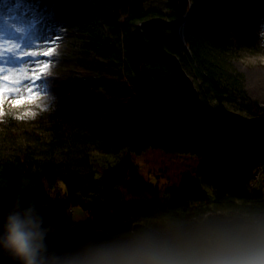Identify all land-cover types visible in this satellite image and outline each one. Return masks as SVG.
Segmentation results:
<instances>
[{"label": "trees", "instance_id": "trees-1", "mask_svg": "<svg viewBox=\"0 0 264 264\" xmlns=\"http://www.w3.org/2000/svg\"><path fill=\"white\" fill-rule=\"evenodd\" d=\"M166 6L167 12L141 0H0V57L22 56L37 30L48 41L64 33L68 49L82 53L72 81L47 79L52 99L43 128L50 139L40 148L0 152V215L22 188L59 226L49 238L63 242L74 206L92 212L78 225L86 238L97 230L124 237L134 226L165 216L190 220L212 207L264 210L263 196H249L254 188L248 185L252 170L264 166V107L248 101L228 65L246 35L257 31L256 22L264 25V0H167ZM237 6L246 25L233 44ZM185 14L180 30L182 21L172 22ZM130 92L138 98L136 109L107 118L104 98ZM232 111L260 119L222 114ZM148 148L191 153L200 161L195 172H183L177 185L163 190L144 181L132 160ZM92 151L120 159L100 168ZM107 241L113 240L83 244L75 234L73 264ZM55 249L47 243L43 254ZM0 264L18 262L0 250Z\"/></svg>", "mask_w": 264, "mask_h": 264}, {"label": "rangeland", "instance_id": "rangeland-1", "mask_svg": "<svg viewBox=\"0 0 264 264\" xmlns=\"http://www.w3.org/2000/svg\"><path fill=\"white\" fill-rule=\"evenodd\" d=\"M141 2L146 8L168 11L167 0H141ZM187 8L191 12L193 7H190L188 3ZM236 9L239 14L237 17L234 13L230 31L233 44L240 38L242 28L246 25L240 7L237 6ZM175 22L179 24V19ZM184 22L185 18L178 29L181 30ZM253 30L258 32L253 31L246 35L242 46L238 47L234 56L228 59V65L231 74L238 79L236 81L240 84L248 101L256 102L264 107V36L261 35L264 25L261 20L256 22V29ZM36 32L38 33L32 37L33 39L23 45L22 56L11 59L4 53V58L0 57V152L5 155L26 147L40 148L43 141L50 139L49 133L43 128V120L48 115V107L52 99V93L47 92L52 85L47 84V79L51 78V82L56 81V85L72 81V77L76 75L72 70L73 63L82 56L78 49H68L69 44L63 38L64 33L48 41L49 39H45L42 33H39L42 30ZM41 54H46V58L41 57ZM185 79L191 88L194 87L189 77L185 75ZM104 99L110 106L106 117L111 119L135 110L138 104V98L134 92ZM201 106L205 109L203 104ZM222 114H233L242 122L260 119L259 117L249 118L250 116L240 111ZM76 124L77 126L85 125L79 121ZM90 157L100 168L113 165L120 159L118 155L103 154L98 151H92ZM132 160L144 181L157 182L163 190H166L177 185L183 172H195L200 158L191 153H170L148 148L139 154H133ZM248 185L249 188H254H251L253 192L249 189V196L255 197L259 193L264 198V166L258 165L252 170ZM256 186L259 187L256 188ZM56 189L58 187L55 186L52 190ZM140 199L150 200L151 197L143 195ZM212 210L215 209L208 208L201 212V215ZM89 220L88 211L81 206L73 207V224L83 225ZM76 253L77 247H58L43 254L44 264H73Z\"/></svg>", "mask_w": 264, "mask_h": 264}, {"label": "clouds", "instance_id": "clouds-1", "mask_svg": "<svg viewBox=\"0 0 264 264\" xmlns=\"http://www.w3.org/2000/svg\"><path fill=\"white\" fill-rule=\"evenodd\" d=\"M23 191L11 195L0 215V250L18 264H44L43 253L57 225ZM77 264H264V210L230 206L190 220L165 216L134 226Z\"/></svg>", "mask_w": 264, "mask_h": 264}, {"label": "water", "instance_id": "water-1", "mask_svg": "<svg viewBox=\"0 0 264 264\" xmlns=\"http://www.w3.org/2000/svg\"><path fill=\"white\" fill-rule=\"evenodd\" d=\"M182 20H183V18L181 16L179 18V21H182ZM172 23H176V22H172ZM192 88H194V87H192ZM75 234H78L81 237L83 244H89V243L92 242L93 239L95 240V239H97L99 237H107V238H109L111 240H118V239H122L123 238V237H111V236H109L108 234H106L102 230H97L94 233V235L92 236V238H86V237H84L82 235L81 230L79 229L78 225L74 224V225H72L69 228V230H68V238L66 240H64L63 242L57 243V242H54L52 239L49 238L47 243L52 244V245H58V246L70 244V243H72V240H73V237H74Z\"/></svg>", "mask_w": 264, "mask_h": 264}, {"label": "bare ground", "instance_id": "bare-ground-1", "mask_svg": "<svg viewBox=\"0 0 264 264\" xmlns=\"http://www.w3.org/2000/svg\"><path fill=\"white\" fill-rule=\"evenodd\" d=\"M189 13H190V11H188ZM235 13L237 14L236 16L238 17V9H236L235 10ZM185 17V19L187 18V16H182V18H184ZM176 60V59H175ZM181 71H183L182 69H181ZM184 72V71H183ZM155 116H153V118H154ZM154 119H156V118H154ZM91 211H89L88 210V214H89V217H91ZM74 225V224H73ZM77 225V224H76ZM92 238V237H91ZM96 240V239H95ZM94 239L92 240V242L93 241H95ZM55 242V241H54ZM57 243H60V242H57ZM52 245V244H51ZM53 246H55L56 248H58V247H69V246H72V244L70 243V244H66V245H60V246H58V245H53Z\"/></svg>", "mask_w": 264, "mask_h": 264}, {"label": "built area", "instance_id": "built-area-1", "mask_svg": "<svg viewBox=\"0 0 264 264\" xmlns=\"http://www.w3.org/2000/svg\"><path fill=\"white\" fill-rule=\"evenodd\" d=\"M260 173H261V170H260ZM254 187H255V186H254ZM257 187H259V186H256V188H257ZM251 188H253V187H251Z\"/></svg>", "mask_w": 264, "mask_h": 264}, {"label": "snow or ice", "instance_id": "snow-or-ice-1", "mask_svg": "<svg viewBox=\"0 0 264 264\" xmlns=\"http://www.w3.org/2000/svg\"><path fill=\"white\" fill-rule=\"evenodd\" d=\"M47 54V53H46ZM30 115V114H29Z\"/></svg>", "mask_w": 264, "mask_h": 264}]
</instances>
